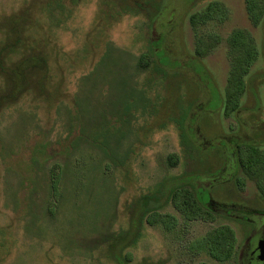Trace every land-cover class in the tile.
Returning a JSON list of instances; mask_svg holds the SVG:
<instances>
[{
    "label": "rangeland",
    "instance_id": "1",
    "mask_svg": "<svg viewBox=\"0 0 264 264\" xmlns=\"http://www.w3.org/2000/svg\"><path fill=\"white\" fill-rule=\"evenodd\" d=\"M44 1L0 0V49L6 47L0 52V264H115L93 239L110 218L105 216L112 215V230L127 229L135 216L128 208L132 200L164 180L184 176L204 188L205 199L219 204L216 218L187 223L180 218L174 232L144 222L136 245L128 248L135 261L249 264L247 239L254 234L255 246L260 238L264 199L243 174L240 188L235 159L237 143L264 146V20L253 26L244 0H219L229 9L228 17L203 27L222 38L236 27L249 29L260 50L241 107L227 116L221 104L229 69L224 42L203 59L193 57L189 16L212 0H168L165 23L147 17L146 8L160 0H64L72 14L61 27L48 22L41 10ZM13 16L21 18L19 26ZM109 45L120 62L111 63L113 73L104 76L100 62ZM151 45L182 61L175 70L166 67L173 73L166 81L150 68L136 67ZM33 53L46 58V91L32 78L31 84L27 80L17 87L7 73ZM36 72L31 68L30 76ZM155 101L161 104L150 115ZM183 107L190 110L189 146L179 127ZM119 133H125L119 145L125 161L113 164L106 193L96 189L74 196L68 191L78 180L69 171L67 194L49 216L51 167L76 158L89 166L101 164L98 145L105 137L115 148ZM172 153L178 158L173 167L167 161ZM165 211L179 217L170 204ZM222 223L237 234L236 259L219 262L188 251L189 241Z\"/></svg>",
    "mask_w": 264,
    "mask_h": 264
},
{
    "label": "trees",
    "instance_id": "2",
    "mask_svg": "<svg viewBox=\"0 0 264 264\" xmlns=\"http://www.w3.org/2000/svg\"><path fill=\"white\" fill-rule=\"evenodd\" d=\"M163 1L165 3L162 4ZM167 1L160 0L154 8L147 7V17L152 21L159 19L160 23L162 21L165 23ZM244 4L251 24L253 26L260 25L264 20V0H244ZM41 10L53 27H61L72 14V9H69L64 4V0H45L42 2ZM133 12L137 13L139 10L134 9ZM228 15L229 9L224 3L219 0H212L201 10L191 13L189 22L195 34L194 59H203L222 42L225 44L229 69L221 104L223 112L230 116L241 107L242 98L247 91L248 77L253 64L259 57L260 50L249 29L236 27L225 38L203 30V27L209 22H222ZM12 21L14 24L18 23L19 26L21 18L13 16ZM163 37L156 43H161ZM152 43L155 42L152 41ZM5 49L6 47H2L0 52ZM111 49L109 45L100 62L101 65H104V76L113 73L109 71L111 63L117 65L120 62L119 58L116 59L111 55ZM177 63L180 64L178 67H181L182 61L179 58L173 59L166 55L165 49L161 48L160 45L158 48L151 45L149 51L141 53L138 57L136 67L140 71L150 68L166 81L173 74H170L166 67H171L175 70ZM31 68H36L37 70L34 77L30 76ZM7 73L17 87H24L27 80L30 81V78H32L34 85L42 91H46L48 68L46 58L41 53L23 55L14 66L7 69ZM32 81H30V84ZM159 104L161 103L156 101L152 103V107L149 110L150 115L156 113ZM188 112L190 110H185V107H183L181 112L183 115L179 121L182 142L186 146L191 144L190 128L187 124ZM124 134H114V136H118L115 141V148L110 145L109 139L105 137L102 139L101 144L98 145L102 151V157L99 159V161H102L101 164L95 165L92 162L89 166L81 159L76 158L71 164L56 162L51 167L49 172V190L52 201H50L47 208L49 216L53 217L55 215L58 203L67 194L64 190V180L68 176L69 171H72V175L78 180L72 184L71 190L68 191L74 196H79L85 191L92 193L96 189L101 193H106L103 188L108 176L111 174L113 164L118 163V160L121 163L125 161L119 148ZM89 135L93 140L97 138V134L92 135L91 133ZM127 156L128 154L125 155L126 159ZM236 157L235 167L238 170V185L240 188L245 185L243 174L245 178L254 181L261 198L264 199V146L260 143H241ZM167 161L170 166H175L178 163L177 155L175 153L168 155ZM184 178L187 180L182 181ZM184 178L180 177V181L178 180L179 178L164 180L153 191L141 194L138 198L132 200L129 203L130 205L128 204V208L130 206L133 209L135 216L127 229L112 230V215L107 214L105 218H110L106 219L105 226L100 228V230L98 229L96 232L97 237L93 238L98 242V248L106 250L108 257L115 264H161V262L154 263L149 261L148 258H143L137 262L134 259L133 252L128 250L129 247L136 245L142 235L141 227L144 222L151 226H160L167 232H174L180 223V218L185 223L196 220L212 221L216 218V210L208 202L209 199L203 197L204 188L193 185L190 177L184 176ZM99 180H102L103 183ZM96 182L97 184L95 185ZM169 204L178 211L179 217L165 211ZM186 245L188 251L193 255L204 254L219 262L236 259L238 254L237 234L234 228L227 223L210 227L204 234L192 239ZM198 264L208 263L200 261Z\"/></svg>",
    "mask_w": 264,
    "mask_h": 264
},
{
    "label": "water",
    "instance_id": "3",
    "mask_svg": "<svg viewBox=\"0 0 264 264\" xmlns=\"http://www.w3.org/2000/svg\"><path fill=\"white\" fill-rule=\"evenodd\" d=\"M253 237L249 244L248 263L249 264H264V231H261L260 238L255 246H252Z\"/></svg>",
    "mask_w": 264,
    "mask_h": 264
},
{
    "label": "flooded vegetation",
    "instance_id": "4",
    "mask_svg": "<svg viewBox=\"0 0 264 264\" xmlns=\"http://www.w3.org/2000/svg\"><path fill=\"white\" fill-rule=\"evenodd\" d=\"M239 145H241V144H239V143H237V146L239 147ZM209 203H211L212 204V207L214 208L215 206H218L219 204H217V202L211 197L210 198V200L208 201ZM215 209V208H214ZM230 212V211H229ZM228 212V213H229ZM245 220H248V221H253V220H251V218H248V217H246V218H244ZM261 231H264V225H262V227H261ZM254 233H255V231H254ZM253 235L254 234H252L251 236H249L248 237V239H247V244H248V249H249V244H250V241H251V239H252V237H253ZM250 254V252H248L247 251V256ZM242 256L243 255H245L244 253H242L241 254ZM247 260H248V257H247Z\"/></svg>",
    "mask_w": 264,
    "mask_h": 264
}]
</instances>
